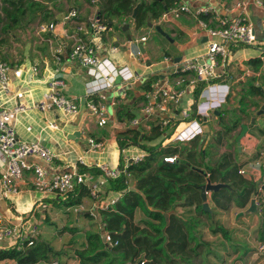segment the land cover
<instances>
[{
	"label": "crops",
	"instance_id": "1",
	"mask_svg": "<svg viewBox=\"0 0 264 264\" xmlns=\"http://www.w3.org/2000/svg\"><path fill=\"white\" fill-rule=\"evenodd\" d=\"M3 1L6 3L5 0H0V56L11 67V89L7 93L0 87V108L9 111L8 122L16 128L17 136L20 140L40 142L56 155L51 165H47L38 159L33 160L42 165L50 176L69 172L76 168L80 169V166L91 169L92 167L98 168V165L108 164L116 168L122 166L126 159L132 160L138 155L146 156L147 151L143 146L147 147L148 145V148L159 147L163 142L162 136L150 140L148 138L152 135L153 130L145 129V124L147 122L149 124L154 123L153 121H145L138 129H132L140 131L142 134V138L139 139L140 145L132 144L130 138L134 134H124L131 128L128 126L129 119L124 115L125 112L123 110L125 109L126 112L135 115L143 104L146 82L156 77L165 78L167 73H169V67L173 63L200 57L206 53L209 39L205 32L199 28L197 17L194 14L197 9L204 6L199 8L198 6L212 2L216 3L221 10L219 12L216 9L217 12L221 16H228L229 18L239 13L238 11L227 10L231 5V0H175L174 7L177 4H188L191 6L193 13L181 14L179 18H174L173 16H166L168 12L164 11L158 18L152 19L155 22L154 24H160L163 27L170 39L161 36L158 39V43L150 42L147 44L148 41L143 45L148 56V60H145L143 55V61L135 56L136 46L130 45L128 35L123 30V27L129 24L132 40L144 35L149 37L147 33L143 32L148 27L143 26L138 29L135 21L130 24L131 19L128 22L115 19L110 29L102 36V41L105 44L103 55L110 56L119 65L130 66L139 77L131 84L130 90L125 97L116 94L121 89L120 87L110 91L114 95L109 98L110 104H108V111L111 110V116L108 114V125L100 127L96 118L87 108L88 101L86 99L85 85L88 75L85 70L80 65L69 62L66 59L67 57H64L61 63L56 62L55 59L56 50L60 46L64 47L65 53L71 50L73 41L70 36L75 32V25L68 24L64 26L59 24L54 32L48 34H39L37 31L40 23L57 22L61 20L64 14L77 7L68 8L67 10H55V7L52 6V8H48L47 12H45V7L42 10L45 12L42 18L39 16L40 12L38 13L37 17L41 19L37 18L34 22H31L30 20H25V17L23 18L24 21L22 19L16 24V8L14 5H10L12 0H7V5L10 3L8 6H3ZM148 3H151V0ZM78 9L81 12L82 19L96 11L99 12L98 6L92 4ZM246 15L256 29L258 45L254 47L238 45L230 48L231 58L224 76V80H228L231 83V94L228 103L222 110L215 112L208 119L204 126L205 135L200 137L195 144L183 143L178 145L163 142L162 147H179L178 154L165 155L176 156L178 158L176 163H179L184 161V155L186 154H182V148L187 147L193 150L194 145H197L198 153L194 158V162H191V167H197L201 160H203V166L213 167L218 164L223 155H230L233 158V162L240 165V170L246 171L247 174L244 176L254 179L259 187L263 183L261 182L262 178V181H264V175L262 174L264 168H259L257 163L252 161L260 158L261 153L264 151V114L259 115L260 110L264 106V10L255 5H250ZM133 31L141 35L134 37ZM113 49H116V51ZM164 57L170 58L171 61L166 62ZM218 71L221 73L223 71L222 67ZM145 77L148 80L142 84ZM56 78L65 83L63 88L57 86L56 89L78 104L80 108L78 114L67 116L55 107H51L48 110L37 108V104L41 102H50L48 96L52 93L51 83ZM250 86L259 88L261 95L250 93ZM197 95L196 91L187 92L183 96L181 105L178 108H172L164 116V118H168L172 122L166 128L167 132L173 131L175 126L179 124L182 110L196 108ZM245 95H247L245 113L241 114V110L244 108L241 100ZM17 108H23V110L16 111ZM238 115L242 119L239 128L229 134H224L226 125L231 126V121ZM253 118H256L254 124L252 123ZM243 124L248 125L249 129L244 136L240 137ZM156 127L153 126V128ZM221 133L224 135L217 141V135ZM89 139H96L98 142L104 143L105 148L94 151L88 143ZM129 143L131 144L127 146ZM260 145H262V148L259 150ZM254 156L256 157L255 159H253ZM251 167H254L255 172L253 176H247L250 174L249 170ZM86 172L94 176L98 185L97 195L94 196L91 193L90 197L83 199L80 205H83L84 211L76 214L77 224L75 227L72 226V228L76 229L78 235L83 233V229H88L87 226L84 227L87 221L93 224L97 223L99 227V232L97 233H101L103 236L105 232L101 223L100 211L103 210L105 204L110 200L119 198L120 193L112 189L110 180L104 178L101 171L98 174L90 170ZM32 181V175L26 174L18 182L20 193L11 196V198H5L2 194L0 176V218L9 224L15 223L21 218L16 213V210H19L24 214V218H28L32 223H38L41 235V227L45 226L44 223L49 222L51 217L53 221H57L60 212H69L65 206L68 195L66 197L56 196L42 199V196L34 190ZM128 188L135 190L134 179L132 184L128 185ZM76 194L77 191L73 195ZM259 195H253L246 208L240 209L234 206L228 212L236 213L237 216L242 211H248L253 214L247 218L248 221L251 220L252 224L259 222L257 215L263 213V208L256 206V211H250L251 201L255 197L258 199ZM262 197L263 204L264 194ZM207 201L210 208L215 210L214 204L211 202V193H208ZM175 211L177 214L187 217L197 216L195 207H177ZM228 212L216 211V214ZM145 218L146 216L142 211L138 210L136 212V221H141ZM203 220L205 223L207 222V220ZM200 230L201 228H199V236L202 241V232ZM262 233H264V230ZM70 236L73 237V235ZM234 240L236 238L232 236L231 242ZM233 245L231 249L233 260H231L230 264H250V261L255 264L257 262H259L258 264H264V252L256 256V250L250 246H243L239 243ZM9 246V243L0 244V249H10ZM48 246L57 252V249L53 248L51 244H48Z\"/></svg>",
	"mask_w": 264,
	"mask_h": 264
},
{
	"label": "built area",
	"instance_id": "2",
	"mask_svg": "<svg viewBox=\"0 0 264 264\" xmlns=\"http://www.w3.org/2000/svg\"><path fill=\"white\" fill-rule=\"evenodd\" d=\"M250 5L264 10V0H231V5L227 10L239 12L232 18L221 16L212 7L199 8L194 12L199 28L209 39L206 53L200 57L173 63L165 78L156 77L154 79L151 88L143 94V104L128 122L131 129H138L145 121H153L154 123L151 124L147 122L145 129L152 130L153 126L159 127L160 131H164L162 140L165 139L164 142L171 144L188 143L205 135V119L208 121L215 112L222 110L231 94V83L224 80L231 58L230 48L238 45L246 47L258 45L256 29L246 15ZM98 13L96 11L82 19L80 10L73 8L57 22L40 23L37 31L39 34H48L54 32L59 24L75 25V32L70 36L73 41L71 50L65 53L64 47L60 46L56 50L55 59L56 62L61 63L64 57H67L69 62L78 64L85 70L88 75L85 85L87 108L96 118L98 125L105 127L108 125V104H110L108 92L120 87L123 90L122 96H127L131 84L138 79L139 75L130 66L119 65L110 56L103 55L105 44L102 36L110 29V26L99 17ZM191 13L193 11L190 5L177 4L169 10L166 16L179 18L181 14ZM148 41L149 37L144 35L130 42V45L136 46L135 56L142 61L143 54L140 48ZM113 50L116 51V49ZM164 60L171 61L166 57ZM220 67L223 70L221 73L218 71ZM10 69L9 63L0 56V87L7 93L11 89ZM117 78L121 79L119 85L116 83ZM51 86L52 93L48 96L50 102H41L37 104V108L48 110L55 107L67 116L78 114L80 109L78 104L56 89L57 86L63 88L64 81L56 78ZM189 91H196L198 94L196 108L182 110L178 126L173 131L167 132L166 128L172 122L164 116L172 108H178L183 96ZM19 110L23 108L16 109V111ZM9 114L8 110L0 108V176L2 194L5 198H11L20 193L18 182L26 174L32 175L33 188L42 196V199L56 196L66 197L69 193L74 194L82 186L89 188L94 196L97 195L98 185L94 176L89 172L84 173L76 168L50 176L42 165L33 161L38 159L51 165L56 155L40 142L20 140L16 128L8 122ZM171 134H173L172 137L168 139ZM88 143L94 151L105 148V144L96 139H89ZM144 158L145 155H138L132 160L126 159L122 166L116 168L108 164L98 165V168L104 178L113 181L125 178L126 184L129 185V179L132 177L129 171L130 165L140 163ZM163 160L174 164L178 158L167 156ZM257 165L259 168H264V151ZM240 172L247 174L245 170ZM263 186L264 181L260 184L258 191L264 194ZM254 199L256 206L260 207L262 202L257 197ZM117 200L118 198L110 200L103 209L114 205ZM72 210L75 214H80L84 211V207L79 204L67 208L69 212ZM16 213L21 218L15 223L9 224L0 218V244L9 243L10 248H15L19 252H27L37 245L40 228L37 222L32 223L28 218H24V214L19 210H16ZM103 239L109 248L117 245L106 232L103 234ZM258 252H264V243L260 245ZM75 264L81 263L76 260ZM130 264L150 263L142 259Z\"/></svg>",
	"mask_w": 264,
	"mask_h": 264
},
{
	"label": "trees",
	"instance_id": "3",
	"mask_svg": "<svg viewBox=\"0 0 264 264\" xmlns=\"http://www.w3.org/2000/svg\"><path fill=\"white\" fill-rule=\"evenodd\" d=\"M174 1L165 0L164 2L170 9ZM83 2L97 5L99 17L110 27L115 19L130 21L138 5L140 8L134 20L138 29L147 26L149 19L158 18L164 12V5L156 0H151V3L147 0H83ZM11 3L16 7L17 24L27 16V12L20 6L17 7L16 2ZM35 11L31 10V15H34ZM153 81L154 79H151L146 82L145 91L151 88ZM250 93L261 95V90L250 86ZM246 99L247 95L241 100L244 104L241 114L245 113ZM123 112L129 120L134 116L125 109ZM241 122L242 119L238 115L231 121V126L226 125L224 134L239 128ZM152 130L153 133L148 138L150 140L160 138L164 133L159 127ZM124 134H134L130 138L132 144L140 145L139 139L142 138L140 131L131 129ZM224 134L217 135V141ZM198 139L188 143L195 144ZM162 144L159 146L161 149L156 146L150 148L143 146L147 151L144 160L130 165L129 171L135 182V190L128 188L125 178L116 181L109 179L112 189L120 193V197L114 205L100 211L101 223L104 232L108 233L117 245L109 248L101 233L89 234L85 248L76 250L75 258L81 264H130L142 259L150 264H217L215 260H212L217 258L212 244L200 240V225L204 222L203 219L209 220L211 233L227 241L232 240V232L214 222L216 214L214 210L211 209L212 215L203 210L200 186L208 181L212 184L229 185V188L211 192V202L215 210L228 212L234 206L240 209L246 208L252 196L260 193L258 184L254 179L247 178L240 172V165L233 162L230 155H223L218 164L213 167L203 166V160L197 164V167H191L190 164L194 162L198 153V146L194 145L193 150L187 147L182 148V154L186 153L184 161L171 164L164 162L162 157L176 155L180 149L179 147L169 148L174 146L164 148ZM88 170L97 174L100 172L97 167L87 169L80 166L81 172L86 173ZM90 196L89 188L82 186L76 195L68 194L65 205L81 204L84 198ZM177 207H195L197 216L179 215L175 211ZM138 210L145 214V219L136 221ZM63 231L67 232L68 229L63 228ZM72 231L76 229L72 228ZM261 241L264 242V233H262ZM67 253L66 247L61 252H55L48 244L39 242L27 252H19L15 248L0 249V264L10 260L15 261V264L52 263L58 262Z\"/></svg>",
	"mask_w": 264,
	"mask_h": 264
},
{
	"label": "rangeland",
	"instance_id": "4",
	"mask_svg": "<svg viewBox=\"0 0 264 264\" xmlns=\"http://www.w3.org/2000/svg\"><path fill=\"white\" fill-rule=\"evenodd\" d=\"M150 2V0H147ZM6 3L3 1V6H8L7 5V0H5ZM12 2H16L17 7L20 6L21 9L25 10L27 12V16L25 20H30L31 22H34L37 18H42L45 12L48 11V8L55 7V10H61L65 9L67 10L68 8L72 7H77V8H82L85 7L86 5H90L91 3L83 2V0H12ZM95 2V1H93ZM34 4V5H33ZM12 5V4H10ZM212 7L214 9H217L219 12H221L220 8L216 5V3H207L206 5H200L198 6L201 7ZM45 12L42 11L44 8ZM174 7V6H173ZM16 8V7H15ZM31 10H36L35 15H31ZM42 11V12H41ZM37 12V13H36ZM40 12V13H39ZM39 13L40 17H37ZM16 16V13H15ZM40 18V19H41ZM24 21V19H23ZM151 22L154 24L155 22L151 20ZM145 27V26H144ZM144 33H147L149 35V44L150 42L156 44L158 43V39L161 37L159 33L156 31L150 30L147 28ZM134 37H137L138 35H141L138 32H132ZM147 48H149L147 46ZM161 49V48H160ZM148 80L147 77L143 78L142 84H144ZM123 90L119 89L116 94L117 95H122ZM113 92H108V97L112 98ZM108 114L111 116V110L108 111ZM178 126V125H177ZM262 144V143H261ZM158 145V144H157ZM149 146L147 145V148ZM262 148V145H260L259 150ZM264 150V149H263ZM256 157L254 156L253 159ZM252 159V160H253ZM260 158H256V160H253L252 162L257 163L256 161H259ZM253 163V164H255ZM250 174L247 176H253L255 169L254 167H251L249 170ZM263 171V169H262ZM264 175V172H262ZM263 178L261 179V182ZM132 177L129 179V185L132 184ZM259 200L260 202H263L262 200V193H259ZM67 208L72 207L74 205L67 206ZM261 208H263V213L260 215H257L259 218V222H254L252 224V221H248V217L252 216L253 214H250L248 211H242V214L240 217L238 215L236 216V213H217L215 214L214 222L219 223L220 225L224 226L225 228L229 229L231 231L232 229V236L233 238H236L234 241H227L221 236H215L212 235L210 229H209V224L210 221L207 220V222L202 223L200 225L201 232H202V241H208L209 243L212 244V249L214 252L217 254V258L212 260H215V262L218 264H230L231 260H233V255L231 254V249L233 248V244L239 243L243 246L247 245L250 246L252 249H255L257 252V255H260L259 247L262 244L261 242V233L264 230V203L261 205ZM39 209V208H38ZM215 211V210H214ZM216 212V211H215ZM256 213V212H255ZM77 220V216L72 210V212H65L62 211L59 213L58 220L53 221L52 217L49 219V222H45L44 225L41 227V235H39V242H44L51 244V246L55 249H57V252H61L64 247H66V250H68V255H64L61 259L58 260V264H62L66 262V264H75V261L78 260L75 258L76 255V250H81L84 249L87 243V238L89 234L97 233L99 232V227L97 223L93 224L90 222H86L87 230L83 229V233L77 235V231H72V226L75 227ZM52 221V222H51ZM66 226V227H64ZM63 228H67L68 231L65 233L63 231ZM78 229V227H77ZM263 229V230H262ZM70 235H73L71 237ZM259 242H261L259 244ZM264 243V242H263ZM257 259V257H256ZM55 262L53 261L50 264H54ZM257 262L256 264H258ZM1 264H15V261H7ZM40 264H45V263H40ZM250 264H255L254 262L250 261Z\"/></svg>",
	"mask_w": 264,
	"mask_h": 264
},
{
	"label": "water",
	"instance_id": "5",
	"mask_svg": "<svg viewBox=\"0 0 264 264\" xmlns=\"http://www.w3.org/2000/svg\"><path fill=\"white\" fill-rule=\"evenodd\" d=\"M156 1H159V2H162V4L164 5V11L165 12H169V8L165 5V0H156ZM139 8H140V5H138L135 10H134V15L132 16L131 18V21H130V24L136 19L137 17V13L139 11ZM152 19H149L148 22H147V27L156 31L157 33H159L161 36L165 37V38H168L170 39V36L168 35L167 32L164 31L163 27L158 24H153L151 22ZM123 30L126 32V34L128 35V40L129 42H132V36L130 35V30H129V24H126L124 27H123ZM141 52L142 54L144 55V58L145 60H148V56L146 54V50L144 48V46H141ZM117 85H119L121 83V79L120 78H117V81H116ZM203 101V100H202ZM264 114V106L262 107V109L260 110L259 112V115H262ZM205 122H207V120L205 119ZM256 122V118H254L252 120V123L254 124ZM242 128V131H241V134H240V137L244 136L247 132H248V129H249V126L246 125V124H243L241 126ZM230 186L227 185V184H212L210 181H208V183L200 186V190H201V196H202V200H203V210L209 214L212 215V210L210 208V205H209V202L207 201L208 200V193H211V192H216V191H219L220 189L222 188H229ZM263 191H264V186H263ZM256 201L255 199H253L251 201V207H250V211L251 212H254L256 211ZM242 214H240L238 217H240Z\"/></svg>",
	"mask_w": 264,
	"mask_h": 264
},
{
	"label": "flooded vegetation",
	"instance_id": "6",
	"mask_svg": "<svg viewBox=\"0 0 264 264\" xmlns=\"http://www.w3.org/2000/svg\"><path fill=\"white\" fill-rule=\"evenodd\" d=\"M166 3V2H165Z\"/></svg>",
	"mask_w": 264,
	"mask_h": 264
}]
</instances>
